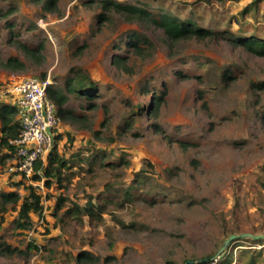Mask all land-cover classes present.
<instances>
[{"label": "rangeland", "instance_id": "obj_1", "mask_svg": "<svg viewBox=\"0 0 264 264\" xmlns=\"http://www.w3.org/2000/svg\"><path fill=\"white\" fill-rule=\"evenodd\" d=\"M94 1L56 0L50 9L41 1L0 0V55L26 64L24 70L0 64V95L27 76L64 89L77 70L99 92L93 108L67 92V106L81 119L62 121L57 132L70 165L62 186L31 176L17 184L22 178L7 171L12 160L0 166V191L26 195L33 184L44 204L26 229L16 227L17 210L4 213L0 241L21 252L0 253V264H81V251L94 255L95 264H196L216 255L232 234H264V119L258 114L264 113V56L225 37L170 47L152 24L114 11L102 20ZM120 1L229 36L264 37V0ZM18 39L41 51L27 55ZM135 41L142 54L129 44ZM116 54L128 70L115 67ZM225 70L234 79H225ZM155 95L163 100L150 116ZM0 99L12 102L9 95ZM61 194L68 205L107 199L108 210L101 220H60ZM220 255L228 264H264V239L239 236Z\"/></svg>", "mask_w": 264, "mask_h": 264}, {"label": "trees", "instance_id": "obj_2", "mask_svg": "<svg viewBox=\"0 0 264 264\" xmlns=\"http://www.w3.org/2000/svg\"><path fill=\"white\" fill-rule=\"evenodd\" d=\"M37 2L41 1L44 3L45 8L52 9L56 6V0H35ZM258 1H254L256 4ZM263 1V0H262ZM96 2L99 7L103 10L100 14L102 20H107L108 14L111 11L122 14L129 20H139L141 22L152 24L155 27L162 30L163 35L166 37L169 46L172 47L176 42L187 40L190 38H198L200 40L214 39L219 37H225L226 40L236 46H241L245 50L250 51L254 54L264 56V37L256 35L254 33L246 35L240 33L238 35H227L228 31H214L206 29L204 27L197 26L195 22L191 20H184L176 16H172L169 13L158 12L154 13L151 11L150 6L145 5H134L121 2L120 0H98ZM227 33V34H226ZM138 42V43H137ZM129 43L135 49L137 54H142L143 48L139 41ZM143 42H147L144 40ZM18 47L22 49L29 56H36L41 51L40 47L30 46L21 40L16 41ZM112 63L118 69L128 70L126 65V59H123L119 54L114 55ZM0 64L11 70H24L26 68L25 62L15 56H9L3 58L0 55ZM74 70V69H73ZM223 77L225 79H234L232 71L225 70L223 72ZM43 78V77H42ZM44 79V78H43ZM148 85V84H147ZM145 91H148V86L145 87ZM48 95L56 103L58 108V114L62 121H77L81 119V115L77 114L74 110L67 106L69 100L68 93H75L80 98H85L89 101L88 107H95L93 102L98 96V86L95 81L89 76L81 73V70L74 72L72 76L66 78L64 82V89L54 88L53 86H48ZM68 92V93H67ZM150 106V116H156L159 108L160 102L163 100V96L155 95ZM140 110H143V106H140ZM108 111V109H107ZM18 109L15 105L11 103H0V166L6 164L8 160H13L15 157V147L11 143V140L18 137L20 131V121L17 118ZM262 114L264 119V113ZM156 125V124H155ZM161 130V127H158ZM99 131H94L96 136ZM62 138L61 133H57L54 136V145L52 149L46 156V159H38L34 164V171L31 175V181L45 180V185L50 186L55 180L59 186H62V181L65 179L64 168L70 167L68 165V159L60 153L58 149V141ZM72 140V139H71ZM6 149V151H3ZM24 177L17 184H22ZM138 183L141 181L138 180ZM109 189L112 185H109ZM28 192L26 195H21L17 190L0 191V219H3L4 213L8 212L10 208L17 210L16 227L21 229L30 228L33 219L32 213L41 215L44 209L43 196L38 192L37 187L33 184L28 185ZM125 195H130L127 191ZM106 201H98L96 197H89L86 203L79 204L72 201V204L68 205L69 197L66 195H58L56 199V212L63 210L60 216V220L64 218H72L78 221H82L85 216L89 220H101L103 214L107 212ZM64 208V209H63ZM1 239V237H0ZM37 247V245H35ZM21 252L19 248H12L7 243L0 241V253L4 255H12L14 253ZM77 262L81 264H95L97 258L88 251H81L76 255ZM216 264H228V257L218 258ZM254 260V259H253ZM196 264H212L209 259L203 258L200 262Z\"/></svg>", "mask_w": 264, "mask_h": 264}, {"label": "built area", "instance_id": "obj_3", "mask_svg": "<svg viewBox=\"0 0 264 264\" xmlns=\"http://www.w3.org/2000/svg\"><path fill=\"white\" fill-rule=\"evenodd\" d=\"M49 78L27 76L4 89L0 98L9 95L18 109L20 131L11 140L15 157L7 165L8 173L30 177L38 159H46L54 145V136L62 123L56 103L48 95Z\"/></svg>", "mask_w": 264, "mask_h": 264}, {"label": "water", "instance_id": "obj_4", "mask_svg": "<svg viewBox=\"0 0 264 264\" xmlns=\"http://www.w3.org/2000/svg\"><path fill=\"white\" fill-rule=\"evenodd\" d=\"M239 236H250L253 239H264V234H251V233H243L241 235L232 234L229 238L225 239L222 246L220 247L218 253L210 258L212 262H214L217 257H221V252L227 247V245L234 239L238 238ZM192 263V262H190Z\"/></svg>", "mask_w": 264, "mask_h": 264}, {"label": "crops", "instance_id": "obj_5", "mask_svg": "<svg viewBox=\"0 0 264 264\" xmlns=\"http://www.w3.org/2000/svg\"><path fill=\"white\" fill-rule=\"evenodd\" d=\"M1 100V99H0ZM8 103H11V104H13L12 102H8ZM17 118L19 119V113H18V116H17ZM18 177V180L21 178L20 176H17Z\"/></svg>", "mask_w": 264, "mask_h": 264}]
</instances>
